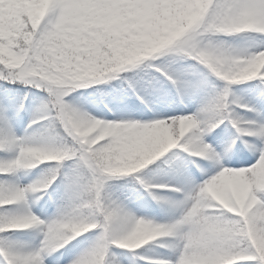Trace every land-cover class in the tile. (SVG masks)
Returning a JSON list of instances; mask_svg holds the SVG:
<instances>
[{
	"label": "snow or ice",
	"instance_id": "1",
	"mask_svg": "<svg viewBox=\"0 0 264 264\" xmlns=\"http://www.w3.org/2000/svg\"><path fill=\"white\" fill-rule=\"evenodd\" d=\"M0 264H264V0H0Z\"/></svg>",
	"mask_w": 264,
	"mask_h": 264
}]
</instances>
